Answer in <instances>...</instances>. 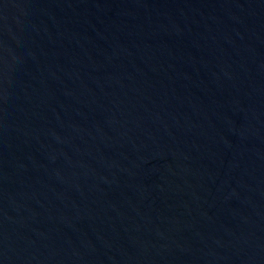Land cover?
Wrapping results in <instances>:
<instances>
[{
    "label": "water",
    "instance_id": "water-1",
    "mask_svg": "<svg viewBox=\"0 0 264 264\" xmlns=\"http://www.w3.org/2000/svg\"><path fill=\"white\" fill-rule=\"evenodd\" d=\"M0 264H264V0H0Z\"/></svg>",
    "mask_w": 264,
    "mask_h": 264
}]
</instances>
